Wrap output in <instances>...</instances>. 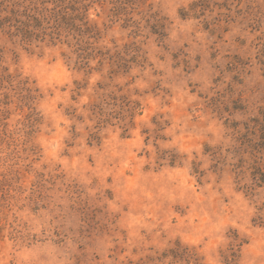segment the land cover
<instances>
[{
    "label": "rangeland",
    "instance_id": "obj_1",
    "mask_svg": "<svg viewBox=\"0 0 264 264\" xmlns=\"http://www.w3.org/2000/svg\"><path fill=\"white\" fill-rule=\"evenodd\" d=\"M264 264V0H0V264Z\"/></svg>",
    "mask_w": 264,
    "mask_h": 264
},
{
    "label": "trees",
    "instance_id": "obj_2",
    "mask_svg": "<svg viewBox=\"0 0 264 264\" xmlns=\"http://www.w3.org/2000/svg\"><path fill=\"white\" fill-rule=\"evenodd\" d=\"M225 262H226L225 264H232V262H228L227 260H225Z\"/></svg>",
    "mask_w": 264,
    "mask_h": 264
}]
</instances>
